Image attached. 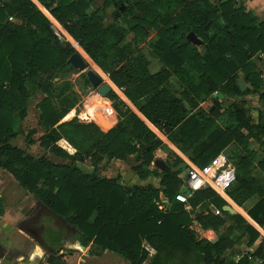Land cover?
Returning <instances> with one entry per match:
<instances>
[{
  "label": "trees",
  "instance_id": "16d2710c",
  "mask_svg": "<svg viewBox=\"0 0 264 264\" xmlns=\"http://www.w3.org/2000/svg\"><path fill=\"white\" fill-rule=\"evenodd\" d=\"M95 1L0 0V169L12 176L36 207L20 219V229L33 232L32 239L47 255L48 264H66L60 251L75 243L92 255L115 253L129 264H143L147 259L149 264H264V239L238 260L234 258L239 254L228 252L234 246L236 227L247 235L249 247L260 234L238 213L224 212L227 201L211 190L196 191L188 203L192 210L200 205L205 213L192 217L175 199L186 167L179 156L166 163L164 172L151 167L155 151L169 149L158 138L159 132L197 166L207 164L229 144H239L233 155L236 160L229 157L236 179L227 190L228 201L239 212L238 207L257 197L247 215L264 227V180L253 173L256 167L264 177V156L255 161L257 154L249 148L251 138L264 155L263 80L252 61L259 55L264 59V22L238 0H103V8L125 7L120 16L123 25L116 17L105 25L100 11L89 10ZM148 27L157 35L152 55L162 64L154 73L142 52L124 40L129 31L143 38ZM190 31L203 41L201 46L186 40ZM66 38L107 74L113 87L123 89L126 101L113 92L107 95L110 101L118 99L123 110L114 107L118 122L106 133L86 109L68 113L74 106L65 102L63 87L54 81L59 75L55 70L73 69L67 59L75 50ZM172 76L181 86L178 95L171 91ZM239 80L248 85L243 92ZM215 91L238 96L226 109L223 126L217 123L222 114L213 100L205 103L208 111L196 109ZM39 92L44 94L36 104L44 130L39 146L66 163L34 157L10 143L24 133L21 122L28 100ZM254 93L263 108L258 123L250 124L244 97ZM99 103L107 101L95 97L89 109L95 118L100 114ZM112 115L111 110L103 116V123L113 122ZM60 139H64L60 146L69 143L75 152L61 148ZM25 140L33 143L29 134ZM130 155L137 177L141 181L156 178L159 187L126 186L98 172L104 157L126 160ZM85 160L92 165L90 173L76 165ZM160 195L168 202L165 211L156 204ZM209 206L221 215H214ZM3 215L0 197V218ZM194 220L205 230H218L227 220L232 224L210 241L197 238L190 228ZM24 243L25 248L31 246L27 240Z\"/></svg>",
  "mask_w": 264,
  "mask_h": 264
},
{
  "label": "rangeland",
  "instance_id": "374dc122",
  "mask_svg": "<svg viewBox=\"0 0 264 264\" xmlns=\"http://www.w3.org/2000/svg\"><path fill=\"white\" fill-rule=\"evenodd\" d=\"M102 4H103V1L102 2L99 1L97 3L93 2L90 5L89 10L93 9V11L94 10L100 11L99 14L104 18L103 23L105 25H109L112 22H114L115 17H116L115 14L117 12H119V15L116 17V19H118L119 24L123 25V22L120 20V16L122 13H121V11H119V8L116 9L113 6L103 8ZM58 37L60 38V40H62V41L64 40L61 36H58ZM156 37H157V35H156L155 29L148 27L145 29V35L143 36V38H141L140 36H136L133 34V32L129 31V32H127L125 39H124L125 43L130 44V46H132V47H136V49H138L139 51L142 52V54L146 57V59L149 62L148 63L149 68L148 69L152 73H154V72H156L162 68V64L160 63V61L152 55V46L154 44V41L156 40ZM66 40L70 41L72 47L76 51L75 45L73 44V41H71L67 38H66ZM134 53H136V50L134 51ZM81 55L83 56L84 54L82 53ZM84 56H83V58L88 63L85 70L79 71V70H75V69H70L69 67L64 68L65 71L64 70H61V71L55 70V72L58 73L59 75H58V78L55 79L54 81H58L60 83L61 87H63L65 102H68L69 105L71 104L74 106L73 108L69 109L68 113L71 110L76 111V108H79L81 113L84 112L86 109L87 113L89 114V117L94 119L99 125H101L104 128V130H102V129L101 130L104 133H106L117 124V122L115 123V121H116L115 116L117 117V113H116L114 107H118L121 109V103L118 101V99L119 100H122V99L118 97V99H116L115 101H110L107 98V96H106V98H102L95 91H91V92L87 93L88 89L90 88V84L86 78L85 72L88 69H93L96 73H98L102 77V79L105 83H108L111 86L112 90L110 93L113 92L114 94H116L115 90H114L115 87H113L112 86L113 84L110 81H108L109 79L107 80V78H108L107 74L101 68H99L94 62L90 61L86 56L85 57ZM241 76H243V75H241ZM170 83H171V85H170L171 91L178 95L179 90L181 88L178 79L175 76H172L170 78ZM217 92L221 93L220 91H215V92H213L214 94L210 95L209 98H207L205 101H201L204 104L203 106L206 108V110H209L206 106V105H208L207 103H209L210 100H215V99H211V98H216V100H217V97L214 96V95H216ZM221 94L224 96V93H221ZM38 95H35L36 97L33 96L31 99L28 100L27 117L21 122L22 123L21 127L25 130L26 133H28L30 135V137L32 136V138L34 140H36L40 136V134L42 133V130L40 129V127L37 126L38 112H37L36 104L40 100V98L43 96V93H39ZM98 96L107 101L106 104H102V105L99 104V107H97L98 112L102 116H106L112 110L113 122L110 123L111 124L110 127H107V124L100 123L89 111L93 100L95 99V97H98ZM225 97H227V98H224V100H222V101L220 99V98H222V96L219 97L220 101L222 102L221 103L222 106H227L230 102H232L234 100L236 101L238 96L235 97L232 95H225ZM53 102H54V100H53ZM201 102H199V103H201ZM205 103H206V105H205ZM247 104H248V106L246 107V109L248 111H250V114H253V116L256 120L257 119V112L255 113L256 108L252 107V104H250V103H247ZM121 110H123V109H121ZM74 115L71 116L70 118H68L67 120H64V121L71 120L72 117H74ZM217 119L219 121L220 126L226 125L225 124L226 122H223L225 120L224 117L220 118V120H219V118H217ZM18 137L19 138H17V140H15L14 143H18L22 147H29V145H27L24 141L25 135H19ZM61 143H63V141ZM239 148H241V146L239 144L232 143V145L228 149L229 153L225 152V154L230 155L228 157H230L233 161H235L236 158L233 155H234L235 151L239 150ZM30 149L32 150L34 155H41V154L46 155V154H48L47 152L44 153V150H42L38 146L37 142L33 146H31ZM161 150L167 154V157L165 156V154L162 151L161 152L156 151L155 155L160 154L161 159L164 162L168 163L170 160L174 159L176 154L171 149L161 148ZM252 151L257 154V157H255V161L257 159H260L262 156H264L259 151V143L257 141H254V148L252 149ZM47 156H48V158L54 160V158L52 156H50V155H47ZM126 163L128 164V167L130 165L132 166L134 164V157L133 156L129 157V161H127ZM106 165L107 164H105L104 166L106 167ZM117 165L114 166L113 170H117V169H115V167L117 168ZM110 167L112 170L113 166H110ZM98 172L104 176H112V174L106 173V171L103 170L102 167H99ZM253 173L256 175V177L259 180H264L263 175L258 171V169H256V167L253 169ZM2 176L3 177L1 178V181H0V192H1L0 194L2 195L3 205H5V209H4V215L0 218V246L2 248V250H0V264H48L47 255L45 254L43 249L38 245V243H36L32 239L33 232L31 230L20 229L21 228V222H23V221H21L22 220L21 218H26L28 216V213H30V211L35 210V208H36L35 207V201L31 197L25 195L23 189L17 185L16 181L13 180L12 176L8 172L4 171ZM7 176H9V177H7ZM150 179H153V178H150ZM150 179H148L147 181L149 182ZM153 180L155 181L156 178ZM228 200L231 201L229 199V196L227 195V199L225 201L229 202ZM256 200H257V197H254V198L248 200L242 207H238L241 209V210H239L238 214L240 216H242V218L245 219V221L248 223H249V221H252V220L247 215V210L254 204V202ZM209 208H210V206L208 207V210H209ZM198 212L205 213L204 209H201V208L199 209ZM240 212H242L243 214H246L247 217L245 215L241 214ZM192 213L193 212H191L190 214L192 215ZM195 215H196V213L193 214V216H195ZM17 220H19V221L17 222ZM228 224H232V222L230 220H227V223L225 225L221 226L218 230L208 229V230H211L213 233L210 231L211 235L209 234L207 236H212L216 240L218 238V235L220 233H222L227 228ZM253 224H255V226H258L254 222H253ZM198 226H200V224L197 225L196 223L192 222V224L190 225V228L192 230H194L198 239L205 238L204 236H206V234L204 235V233L201 232V229L202 230H205V229H203L201 226L199 228ZM258 227H260V226H258ZM260 228H262L264 230V227H260ZM241 232H242V229L240 227L235 228V230L232 233V237H233L232 239L234 241V246H233V249L231 251H228V252H235V253L239 254L238 255L239 258L242 254L247 253V252H251L255 246V245H253L251 247L247 246L246 245L247 235L243 236V235H241ZM25 240L30 242L31 246L29 248L24 247L26 245L24 243ZM257 241H259V239ZM72 245L73 244H66L65 249L66 250H74ZM37 248H40V251H41L40 254L37 252ZM31 254H32V256H31ZM111 254H113V256H114L113 259L118 258L117 260H115V259L112 260L111 264H129L128 261L120 258L115 253H111ZM105 258H107V257H104V259ZM234 259L238 260L236 257ZM95 261L97 262L96 259H95ZM70 262H72V261H70ZM108 262L110 264V261H108ZM87 263L92 264L91 261H87L86 263L79 262V264H87ZM148 263H149V259H147L143 264H148ZM253 264H257V262H254Z\"/></svg>",
  "mask_w": 264,
  "mask_h": 264
},
{
  "label": "crops",
  "instance_id": "0c3cea01",
  "mask_svg": "<svg viewBox=\"0 0 264 264\" xmlns=\"http://www.w3.org/2000/svg\"><path fill=\"white\" fill-rule=\"evenodd\" d=\"M99 1H103V0H96L95 2L97 3V2H99ZM240 3H242L243 5H244V7L246 8V10L247 11H250V12H252L259 20H261V21H263L264 22V0H238ZM90 11H93V9L92 10H90ZM11 21H15V22H20L19 20H17V19H15V18H13L12 17V20ZM252 61L254 62V64L256 65V67H257V69H258V71L260 72V78H262V80H263V84H262V87L260 88V92H264V59L262 58V56L261 55H259L258 57L256 56V57H253L252 58ZM248 85H245V87H247ZM39 93H41V92H39ZM39 93H37V94H35V95H38ZM212 94H214V93H212ZM211 94V95H212ZM34 95V96H35ZM225 95H228V94H224V96L221 94V93H219V92H217L216 93V95H214L215 97H217V106L219 107V111H220V113L222 114V116L220 117V118H223V117H225V114H226V109L232 104V103H234V101H232V102H230L227 106H222V100H224V98H227V97H225ZM39 96V95H38ZM220 96H222V98H220L221 99V101H220V99H219V97ZM36 97V96H35ZM44 97V94H43V96L40 98V100L42 99ZM236 97V96H235ZM245 101H246V107L248 106V104L247 103H250V104H252V107H254V108H256V110H255V113L257 112V119L255 120V118H254V116H253V114H250V111H247V113H246V116H248L249 117V119H250V124H257L258 123V120H259V115H258V112H259V110H262V105H263V103L260 101V99H259V97H258V94L257 93H254V94H248V95H246L245 97ZM211 99H215L216 100V98H211ZM39 100V101H40ZM38 101V102H39ZM124 101H126V100H124ZM214 101V100H213ZM37 102V103H38ZM100 105H102L103 103H99ZM99 104L96 106V108L97 107H99ZM129 105V107L131 108V109H134V107L132 106V105H130V104H128ZM204 104L201 102V103H198V105H197V107H196V109L197 108H202L203 110H205V111H208V110H206V108L203 106ZM37 112H38V116H37V126H39L40 127V129L42 130V133L40 134V136L42 135V134H44V130H43V128L40 126V124H39V110L37 109ZM28 113V112H27ZM27 113H26V117H27ZM25 117V118H26ZM24 118V119H25ZM115 118H116V121H115V123L116 122H118V118L115 116ZM220 118H219V120H220ZM262 118L264 119V116H262ZM62 121H64L63 119H62ZM217 123L219 124V121H218V119H217ZM22 124V123H21ZM111 126V124L109 123L108 125H107V127H110ZM23 129V128H22ZM23 134H20V135H25V138H24V141H25V143H26V136L28 135V133H26L25 132V130L23 129ZM19 136V135H18ZM18 136H16V137H14L13 139H11V141H10V143L11 144H15L16 146H18V147H20L21 149H23V150H25L26 152H28L29 154H31L32 156H34V157H39V156H45V157H47L48 158V156L47 155H50V156H52L53 158H54V160H52V159H50V158H48L49 160H51L52 162H55V163H66L65 161H63L62 159H60V158H56L55 156H53L52 154H50V153H48L45 149H43V148H41L40 146H39V141H38V138L40 137H38L36 140H34L33 138H32V136L30 137V139L33 141V143H31V144H28V143H26L27 145H29V147H22L21 145H19L18 143H14V141L15 140H17V138H19ZM63 141L64 142V139H60L58 142H57V144L60 146V141ZM66 141V140H65ZM166 141H167V143H166V145H167V147H169V149H171L173 152H175V154L177 155V156H179L181 159H188L189 157H188V155H182L177 149H176V147L168 140V139H166ZM249 148L250 149H253L254 148V140H251V138L249 139ZM37 142V144H38V146L42 149V150H44V153L45 152H47L48 154H46V155H44V154H41V155H34L33 154V152H32V150L30 149V147L31 146H33L35 143ZM67 142V141H66ZM64 144V143H63ZM236 144V143H235ZM232 145V143L231 144H229L225 149H223L222 151H220V152H227V153H229L228 152V149L230 148V146ZM67 147H62V146H60L61 148H63L64 150H66L68 153H70V154H73L74 152H75V149L68 143L67 145H66ZM38 151V150H37ZM156 151H158V152H161L162 150L161 149H158V150H156ZM155 151V152H156ZM163 152V151H162ZM219 152V153H220ZM236 152V151H235ZM234 152V153H235ZM164 154H165V156L167 157V154L165 153V152H163ZM154 155H155V153H154ZM133 155H130L129 157H132ZM129 157L124 161V160H121V159H108L107 157H104L103 159H102V161L98 164V168L99 167H102V169L103 170H105L106 171V173H109V174H112V176H107V177H110V178H117V180H118V182L120 183V184H122V185H126V186H131V185H136V184H141V183H143V184H145V183H150V184H152L153 186H155V187H159V180L158 179H156L155 181L153 180V179H155V178H153V179H150V178H148V179H150V181L148 182L147 180H145V181H141L138 177H137V175L131 170V165L128 167V164L126 163L127 161H129ZM156 159H161V156H160V154H156L155 156H154V160H156ZM190 159V158H189ZM162 160V159H161ZM166 163V162H165ZM105 164H107L106 165V167L104 166ZM119 166H118V165ZM76 165H77V167L83 172V173H90L91 171H92V165H91V163H90V161L89 160H85L84 162H82V163H80V162H77L76 163ZM117 165V168L115 167V169H117V170H113V168H114V166H116ZM110 166H113L112 167V170H111V167ZM152 167V166H151ZM152 168H154V165H153V167ZM5 170H2V169H0V181H1V178L3 177L2 176V174H3V172H4ZM158 171L160 172V170L158 169ZM7 177H9V176H7ZM14 180V179H13ZM1 193V192H0ZM0 197L2 198V195L0 194ZM163 197V196H162ZM256 202V201H255ZM254 202V203H255ZM227 204H230L229 202L227 203ZM231 205V204H230ZM168 207V204L166 205V208ZM210 207H212V206H210ZM4 209H5V205H4ZM199 209H200V205L198 206V207H196L194 210H191V212H193L192 213V217H194L193 216V214H195V213H197L198 211H199ZM194 223H196L197 225H199L198 224V222L197 221H193ZM199 228H200V226H198ZM197 228V227H196ZM198 228V229H199ZM197 229V230H198ZM210 231L211 230H202L201 229V232H203L204 233V235L206 234V235H208V234H211L210 233ZM212 232V231H211ZM213 233V232H212ZM259 242V241H258ZM76 244V243H75ZM75 244H73L72 245V247L74 248V250H66L65 248H64V250H62V251H60V253H62V254H64L63 256H62V260L66 263V264H79V262H82V263H86L87 261H91V263L92 264H109V262L108 261H110V264L112 263V260H117L118 258H114L113 259V254H111V252H108V251H104L103 253H102V255H100V256H96V255H92V254H90V252H89V250L88 249H86V248H81V249H78L77 247V245H75ZM40 249V248H39ZM117 255V254H116ZM31 256H32V254H31ZM237 256V255H236ZM104 257H107V258H105L104 259ZM95 259L97 260V262L95 261ZM70 261H72V262H70ZM100 261V262H99ZM88 264V263H87ZM149 264V263H148Z\"/></svg>",
  "mask_w": 264,
  "mask_h": 264
},
{
  "label": "built area",
  "instance_id": "2783aa9c",
  "mask_svg": "<svg viewBox=\"0 0 264 264\" xmlns=\"http://www.w3.org/2000/svg\"><path fill=\"white\" fill-rule=\"evenodd\" d=\"M12 20V17H9ZM55 35L59 36L58 32L54 30ZM115 87V86H114ZM115 93L122 100H126L123 95V89L115 87ZM158 138L166 144V137L162 133H157ZM185 162V169L182 173L183 177V187L189 191L188 195L179 192L175 195V199L184 205L185 210L190 212L192 210L190 204L188 203V198L196 191L211 190L217 196L222 199H227V190L234 183L236 179V168L233 161L228 157L225 152H220L209 160L204 166H197L189 158L182 159ZM153 162L151 166L153 167ZM161 211L166 210V205L168 204L167 199L160 195L158 202L156 203ZM209 211L214 215H221L220 210L215 207H210ZM249 223L259 232V242L264 239V230L258 226H255L252 222ZM209 235V234H208ZM211 235V234H210ZM210 241H215L212 236H204ZM255 242L254 245L259 243ZM238 259V255L236 256Z\"/></svg>",
  "mask_w": 264,
  "mask_h": 264
},
{
  "label": "water",
  "instance_id": "95a60500",
  "mask_svg": "<svg viewBox=\"0 0 264 264\" xmlns=\"http://www.w3.org/2000/svg\"><path fill=\"white\" fill-rule=\"evenodd\" d=\"M124 5L121 4L119 7V11L124 10ZM119 15V12L115 14L117 17ZM211 20L208 21L207 24H209ZM186 40L191 43L194 46H201L203 44V41L196 36V34L192 31L188 32L186 34ZM67 63L70 64L73 69L83 71L87 67V61L81 56V54L78 51H75L72 53L69 58L67 59ZM86 78L90 84V88L88 89V92L95 91L99 94V96L106 98V96L111 92L112 88L108 83H105L102 79V77L96 73L93 69H88L85 72ZM237 85L240 89V91L245 90V85L242 80H239L237 82ZM214 103L217 104V100H214ZM97 120L103 124V116L101 114L97 115ZM154 167L160 170V172H164L168 169V165L161 159H156L153 162ZM181 192L185 195L189 194V191L185 188H182ZM222 210L224 212H228L230 214H237L238 212L230 205V204H225L222 206ZM80 246V245H79ZM83 248L82 246H80Z\"/></svg>",
  "mask_w": 264,
  "mask_h": 264
},
{
  "label": "bare ground",
  "instance_id": "6f19581e",
  "mask_svg": "<svg viewBox=\"0 0 264 264\" xmlns=\"http://www.w3.org/2000/svg\"><path fill=\"white\" fill-rule=\"evenodd\" d=\"M81 56H82V55H81ZM82 57H83V56H82ZM96 93H97V92H96ZM97 94H98V93H97ZM98 95H99V94H98ZM100 97H101V96H100ZM102 98H104V97H102ZM75 245H77V246H78V247H77L78 249H81V247H80V246H79L77 243H76ZM37 252L40 254V252H41V251H40V249H39V248H37Z\"/></svg>",
  "mask_w": 264,
  "mask_h": 264
},
{
  "label": "flooded vegetation",
  "instance_id": "af4514ba",
  "mask_svg": "<svg viewBox=\"0 0 264 264\" xmlns=\"http://www.w3.org/2000/svg\"><path fill=\"white\" fill-rule=\"evenodd\" d=\"M0 250H2L1 246H0Z\"/></svg>",
  "mask_w": 264,
  "mask_h": 264
}]
</instances>
